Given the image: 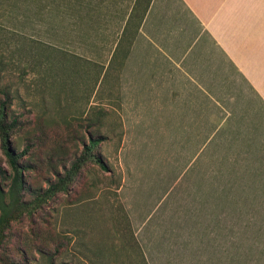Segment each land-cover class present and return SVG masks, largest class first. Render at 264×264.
Masks as SVG:
<instances>
[{"label": "rangeland", "instance_id": "rangeland-1", "mask_svg": "<svg viewBox=\"0 0 264 264\" xmlns=\"http://www.w3.org/2000/svg\"><path fill=\"white\" fill-rule=\"evenodd\" d=\"M36 13L0 6V88L18 118L11 143L27 150L25 198L90 137L106 168L87 158L66 192L13 222V251L29 264H51L39 251L54 264H264V108L234 68L220 56L169 81L101 79L82 21ZM247 46L264 64V0H247ZM0 171L7 187L1 149Z\"/></svg>", "mask_w": 264, "mask_h": 264}, {"label": "crops", "instance_id": "crops-1", "mask_svg": "<svg viewBox=\"0 0 264 264\" xmlns=\"http://www.w3.org/2000/svg\"><path fill=\"white\" fill-rule=\"evenodd\" d=\"M82 1L83 48L101 79L169 81L222 56L264 102V64L247 46V0Z\"/></svg>", "mask_w": 264, "mask_h": 264}, {"label": "trees", "instance_id": "trees-1", "mask_svg": "<svg viewBox=\"0 0 264 264\" xmlns=\"http://www.w3.org/2000/svg\"><path fill=\"white\" fill-rule=\"evenodd\" d=\"M3 1L4 2L0 1V6L3 5V7L6 8L8 7L13 9L17 4H26L27 8H36V15H39L38 12L41 11V18H44L45 16L53 17L54 12H59L62 14L61 19L66 17L68 21L72 20L75 26L78 25V22L82 21V17L80 15L83 6L82 0ZM0 89V149L12 172V175L9 178V185L4 187L3 182L7 181V178L2 176L0 171V176L2 177V180H0V264H29L25 253L20 251V249L14 250L18 252L20 257H14V247L9 243L11 240L10 232H12V223L17 221L20 222L25 215L29 217L32 216L35 211L40 209L41 205L48 199H51L58 193L66 192L68 189V183L73 180L79 167L81 166V163H83L87 158H90L104 169L106 167L101 158L94 156L92 153L93 148L97 146L99 139H93L90 137L88 145H84L83 154L80 156L83 158L72 165L71 168L66 170L64 175H60L58 171H55L56 181H48V188L45 190L40 189L39 191L31 192L32 199L27 200L24 195L26 187L23 174L28 167L22 161V159L26 156L27 150L16 153L11 143V136L18 128V118L13 116L10 112V92L5 88ZM256 96L264 108L263 100L257 94ZM235 202H238V200ZM240 202L247 203V194L240 196L238 203ZM39 253L43 258H47L51 264H54L53 256H49L44 251H39Z\"/></svg>", "mask_w": 264, "mask_h": 264}]
</instances>
